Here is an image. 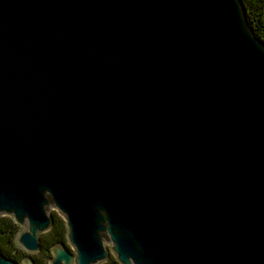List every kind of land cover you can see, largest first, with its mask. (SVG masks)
I'll list each match as a JSON object with an SVG mask.
<instances>
[{"label":"water","instance_id":"1","mask_svg":"<svg viewBox=\"0 0 264 264\" xmlns=\"http://www.w3.org/2000/svg\"><path fill=\"white\" fill-rule=\"evenodd\" d=\"M52 209L77 252L52 264L106 242L264 264V43L240 0H0V215L37 252Z\"/></svg>","mask_w":264,"mask_h":264},{"label":"trees","instance_id":"2","mask_svg":"<svg viewBox=\"0 0 264 264\" xmlns=\"http://www.w3.org/2000/svg\"><path fill=\"white\" fill-rule=\"evenodd\" d=\"M247 14L250 28L264 43V0H240ZM68 230L63 218L59 215H52V228L49 232L39 237V253L30 256L23 251L18 244L20 233L19 226L12 217L0 218V253L1 255L17 264L26 263L32 258L33 264H52L54 250L60 245H65ZM103 264H120L117 259H108Z\"/></svg>","mask_w":264,"mask_h":264},{"label":"rangeland","instance_id":"3","mask_svg":"<svg viewBox=\"0 0 264 264\" xmlns=\"http://www.w3.org/2000/svg\"><path fill=\"white\" fill-rule=\"evenodd\" d=\"M50 214L51 215H59V216H61L62 218H63V220L65 221V223H66V220H65V218L60 214V212L59 211H57V210H51L50 211ZM4 217H12V216H10V215H0V218H4ZM13 219H14V217H12ZM14 221L16 222V220L14 219ZM16 224L19 226V230H20V233H19V236H18V244H19V246H20V248L23 250V251H25L26 253H28L30 256H32V255H35V254H38L39 253V251H37V252H29V251H27L20 243H19V238H20V236L23 234V233H25V232H27L28 231V225L27 224H25V225H21V224H18L17 222H16ZM66 228H67V230L69 231V229H68V227H67V223H66ZM49 232V231H48ZM47 233V232H46ZM42 234H44V233H42ZM41 235V234H40ZM40 235H39V237H40ZM64 246H66L74 255H76V250H75V247L70 243V241H69V239H68V236H66V241H65V245ZM105 247H106V249L108 250V253H109V257H108V259H113V258H115V259H117L116 258V256H115V253L112 251V249H111V244L110 243H105ZM54 258H55V255H54ZM107 259V260H108ZM118 261V260H117ZM106 261H104V262H102V263H100V264H103V263H105ZM119 262V261H118ZM120 263V262H119ZM22 264H26L25 262H23ZM51 264V263H50ZM73 264H75V263H73ZM121 264V263H120Z\"/></svg>","mask_w":264,"mask_h":264}]
</instances>
